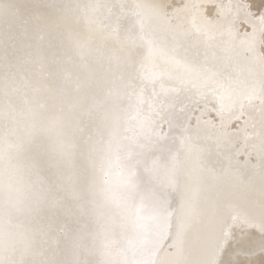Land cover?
Instances as JSON below:
<instances>
[{
  "label": "snow or ice",
  "instance_id": "snow-or-ice-1",
  "mask_svg": "<svg viewBox=\"0 0 264 264\" xmlns=\"http://www.w3.org/2000/svg\"><path fill=\"white\" fill-rule=\"evenodd\" d=\"M0 264H264V0H0Z\"/></svg>",
  "mask_w": 264,
  "mask_h": 264
},
{
  "label": "bare ground",
  "instance_id": "bare-ground-1",
  "mask_svg": "<svg viewBox=\"0 0 264 264\" xmlns=\"http://www.w3.org/2000/svg\"><path fill=\"white\" fill-rule=\"evenodd\" d=\"M22 2H26V0H22Z\"/></svg>",
  "mask_w": 264,
  "mask_h": 264
}]
</instances>
